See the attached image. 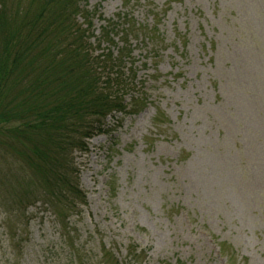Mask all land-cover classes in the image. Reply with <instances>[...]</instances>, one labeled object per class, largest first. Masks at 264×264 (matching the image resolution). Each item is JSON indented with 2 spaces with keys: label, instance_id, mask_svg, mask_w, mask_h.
Listing matches in <instances>:
<instances>
[{
  "label": "rangeland",
  "instance_id": "374dc122",
  "mask_svg": "<svg viewBox=\"0 0 264 264\" xmlns=\"http://www.w3.org/2000/svg\"><path fill=\"white\" fill-rule=\"evenodd\" d=\"M78 10L92 51L122 59L135 112L73 154L86 204L67 231L41 201L13 216L0 207V264H128V247L141 264H264V0ZM24 171L0 150V183Z\"/></svg>",
  "mask_w": 264,
  "mask_h": 264
},
{
  "label": "trees",
  "instance_id": "16d2710c",
  "mask_svg": "<svg viewBox=\"0 0 264 264\" xmlns=\"http://www.w3.org/2000/svg\"><path fill=\"white\" fill-rule=\"evenodd\" d=\"M81 16L78 0H0V150L26 169L25 178L1 181L7 192L0 207L13 216L41 201L63 231L86 204L73 154L87 152L107 119L135 112L124 104L131 86L118 71L122 59L92 51L75 21ZM144 256L131 247L126 252L128 264Z\"/></svg>",
  "mask_w": 264,
  "mask_h": 264
}]
</instances>
